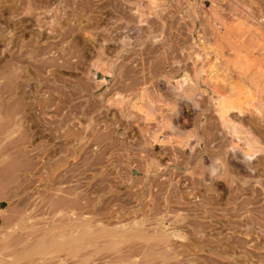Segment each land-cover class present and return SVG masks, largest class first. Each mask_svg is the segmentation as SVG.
Masks as SVG:
<instances>
[{"label":"rangeland","instance_id":"374dc122","mask_svg":"<svg viewBox=\"0 0 264 264\" xmlns=\"http://www.w3.org/2000/svg\"><path fill=\"white\" fill-rule=\"evenodd\" d=\"M263 119L264 0H0V264H264Z\"/></svg>","mask_w":264,"mask_h":264},{"label":"bare ground","instance_id":"6f19581e","mask_svg":"<svg viewBox=\"0 0 264 264\" xmlns=\"http://www.w3.org/2000/svg\"><path fill=\"white\" fill-rule=\"evenodd\" d=\"M11 57H12V56H11ZM16 59H17V58H16ZM240 80H241V79H240ZM240 82H241V81H240ZM228 84H229V83H228ZM235 84H236V83H235ZM179 85H180V84H179ZM239 85H240V84H239ZM239 85H238V86H239ZM232 86H235V85H232ZM241 86H242V85H241ZM178 87H179V86H178ZM236 87H237V86H236ZM175 89H176V88H175ZM176 90H177V89H176ZM183 91H184V90H183ZM191 99H192V98H191ZM194 103H195V102H194ZM232 107H233V106H232ZM223 115H224V114H223ZM223 115H222V117H223ZM219 116H220V118H222V117H221V114H220ZM220 118H219V119H220ZM227 118L229 119V116H227ZM220 120H221V119H220ZM222 120H225L224 117L222 118ZM236 120H237V119H236ZM263 120H264V119H263ZM230 121H231V119L229 120V122H230ZM232 121H233V120H232ZM225 122H226V120H225ZM227 122H228V121H227ZM229 122H228V123H229ZM204 123H205V122H204ZM231 123H232V122H231ZM226 124H227V123H226ZM224 126H225V125H224ZM229 126H230V125H229ZM172 127H173V126H172ZM226 127H227V126H226ZM202 128H203V127H202ZM233 128H234V127H233ZM231 129H232V128H231ZM234 129H235V128H234ZM248 131H249V130H248ZM229 132H230V131H229ZM229 132H227V133L229 134ZM233 132H234V131H233ZM226 135H227V134H226ZM248 138H249V137H248ZM246 140H247V139H246ZM66 141H67V140H66ZM230 142H231V141H230ZM225 144H226V143H225ZM5 146H6V145H5ZM210 147H211V146H210ZM230 147H231V146H230ZM5 148H6V147H5ZM232 148H233V146H232ZM234 148L236 149L237 147H234ZM234 148H233V149H234ZM236 150H237V149H236ZM239 150H240V149L237 150L239 153L242 152L241 150H240V151H239ZM208 151H209V150H208ZM237 151H236V153H237ZM214 152H215V151H214ZM233 152H234V151H233ZM239 153H238V154H239ZM209 155H210V154H209ZM240 155H242V153H241ZM240 155H239V156H240ZM248 155H249V154H248ZM241 157H242V156H241ZM241 157H240V158H241ZM74 168H75V167H74ZM238 187H239V186H238ZM57 190H58V189H57ZM230 191H231V190H230ZM231 192H232V191H231ZM55 194H56V193H55ZM79 198H80V197H79ZM78 200H79V199H78ZM234 200H236V199H234ZM251 201H252V200H251ZM254 203H255V202H254ZM251 208H252V207H251ZM239 213H240V212H239ZM259 218H260V217H259ZM247 223H248V222H247ZM251 224H252V223H251ZM260 235H261V234H260ZM258 241H259V240H258ZM172 246H173V245H172ZM230 248H231V247H230ZM172 251H173V250H172Z\"/></svg>","mask_w":264,"mask_h":264}]
</instances>
